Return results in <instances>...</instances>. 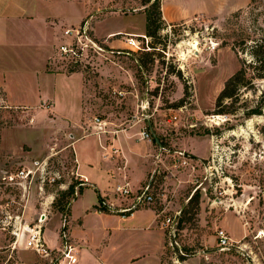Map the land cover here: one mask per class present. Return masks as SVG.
<instances>
[{
  "label": "rangeland",
  "instance_id": "374dc122",
  "mask_svg": "<svg viewBox=\"0 0 264 264\" xmlns=\"http://www.w3.org/2000/svg\"><path fill=\"white\" fill-rule=\"evenodd\" d=\"M88 1L100 10L81 23L89 21L94 34L95 22L106 18L99 28L112 30L110 36L116 42L111 52L85 54L84 63L76 65L53 45L46 69L75 75L72 80L82 87L75 136L69 130L74 127L61 126L66 110L49 108V99L35 104L38 90L65 96L61 85L54 86L58 81L53 77L38 80L33 75L35 47L0 46V80L5 79L11 91L9 95L0 82V179L6 171L31 166L51 153H57L55 164L63 170L62 163L75 155L69 142L91 132L94 116L116 129L140 128L144 120H150L166 150L160 152L159 145L154 146L148 163L154 178L138 193L151 181L152 205L161 217L181 213L191 196L199 194L198 205L190 206L172 244L166 235L163 264H264V107L262 114H246L263 97L264 79H255L254 86L241 91L236 113L214 111L225 82L241 66L234 43L264 36V0L173 1L175 8H185L189 16L168 23L163 15L157 36L147 35L151 47L147 52L152 57L146 51H134L126 42L128 36L141 40L146 35L143 0ZM160 1L162 8L165 0ZM18 31L26 39L25 30ZM25 39L20 35L21 41ZM86 141L95 145L94 139ZM182 153L193 158L195 169L172 165ZM69 170H64V185L32 189L23 205L14 207L13 213L24 219H5L0 209V264H52L25 248L26 235L17 241L12 231L21 232L17 229L21 219L33 225L45 213L44 233L55 241L67 240L63 217L67 218L69 205L78 196L62 198L72 182ZM136 193L130 195V204ZM7 195L21 201L22 191L5 195L0 190V202ZM118 204L113 211L123 214L117 209L125 206ZM222 229L231 238L227 249L219 245ZM101 252L110 261L118 254L114 249Z\"/></svg>",
  "mask_w": 264,
  "mask_h": 264
},
{
  "label": "crops",
  "instance_id": "0c3cea01",
  "mask_svg": "<svg viewBox=\"0 0 264 264\" xmlns=\"http://www.w3.org/2000/svg\"><path fill=\"white\" fill-rule=\"evenodd\" d=\"M173 1L175 0H165L162 4V12L168 23L184 20L189 16L185 8H175ZM171 7L175 9L173 14ZM99 8L96 3L88 0H0V46L15 47L23 44L21 46L35 47L33 75L38 80L41 76L53 77L58 81L54 86L61 85L62 93L65 95L61 98L54 91L38 90L35 104L41 99H49V108L66 110L61 126L74 127L75 130L69 128L74 136L75 131L79 130L76 126L80 122L77 113L82 108V87L72 80L75 75L68 76L46 69L53 45H58L61 40L62 30L79 25L85 16L99 11ZM105 19L103 17L95 22L94 34L98 38L107 40L108 45L113 47L116 39L110 36L112 30L101 31L99 28L100 22ZM11 23H15V28L10 30ZM20 29L25 30L26 39L18 31ZM145 29L146 24L142 31ZM20 35L26 41H21ZM0 82L11 95L5 79ZM23 103L28 102L23 101ZM142 123L140 128L133 125L129 129H115V133H110L108 136L114 140L115 146L121 148L122 155L126 157V168H123L121 157L105 156L101 140L93 133V129L86 133L88 135L72 138L73 140L69 142L72 143L78 159L79 173L86 175L90 181V184L84 186L80 194L70 203L66 219L58 212L63 220H66L63 224H67L64 225L67 239L65 242L76 246L77 264H163L167 238L166 230L161 226L158 209L149 204L124 215L101 204L103 199L109 205L119 203L120 206H128L131 200L117 196L116 185L126 180L130 182V187L135 193L152 177L154 170H150L148 163L153 156L156 142L141 136V132L146 128H149L153 134L149 126L152 127L151 121L144 120ZM87 139H94L95 145L87 142ZM110 142L111 140L108 141L109 144ZM158 147L160 152L166 150L164 145ZM43 234L51 248L62 247L63 241L60 242L58 239L55 241L51 238L52 235L44 233V230ZM103 249L106 251L114 249L118 254L113 261H110L105 254L102 255Z\"/></svg>",
  "mask_w": 264,
  "mask_h": 264
},
{
  "label": "built area",
  "instance_id": "2783aa9c",
  "mask_svg": "<svg viewBox=\"0 0 264 264\" xmlns=\"http://www.w3.org/2000/svg\"><path fill=\"white\" fill-rule=\"evenodd\" d=\"M91 23L89 21H84L77 26L66 27L62 30L61 40L57 45L62 56L67 58L71 64L82 65L84 63L85 54L89 53L103 54L111 52L110 49L113 47L109 46L107 40H103L94 35L91 31ZM141 40L134 38L133 36H128L126 38L127 44L134 51H149L151 50L149 39L147 35H142ZM104 55V54H103ZM84 57V58H82ZM91 127L93 133L96 134L101 140V147L105 151V156L113 158L114 156L121 157L123 160V168H126L127 162L126 157L122 155L121 148L115 146L114 140L110 139L108 136L110 133H115V129L111 125V122L104 118L94 116L91 120ZM150 129L152 128L151 125ZM88 134H85L86 136ZM141 136L144 139L153 141L152 133L146 128L141 132ZM110 144L108 141H110ZM71 146L72 143L70 144ZM74 148V147H73ZM75 154V152H74ZM57 153H51L44 160L35 161L31 166L18 167L12 171H6L3 177L0 179V190H3V194L12 193L15 190L22 191L21 201L15 197L7 195L5 199L3 198L0 202V209L5 211V219H20L22 214L13 213L14 207L17 205H23L24 198L31 194L32 189H39L44 191L46 185H64L65 184V171L69 170V175L72 177V182L69 185L74 186L73 195L80 194V188L90 184V181L86 175L80 174L78 171V159L76 154L74 157H70V161L62 163L61 169L60 165L56 166L54 158H56ZM173 166H184L191 167L195 169V164L193 163V158L186 156L184 153L179 155L172 163ZM154 175L151 177V180ZM68 188V189H69ZM152 183L151 181L142 189L140 193H136L135 197H132L134 201L128 206L118 208L117 210L124 212L126 215L131 214L134 209L152 204L154 202V197L151 193ZM133 193L130 182L126 181L123 183H118L115 187V194L121 198H130ZM101 204L109 207L113 210V204H108L107 201L101 200ZM3 208V209H2ZM159 211V215H160ZM162 215H160L161 217ZM180 211L174 216L161 217V226L166 229V235L168 236L170 243L172 244V239H175L176 231L178 230ZM47 218L45 213L37 219L33 225L27 222H22L21 226L17 230H13L17 241L20 236H25V248L31 249L34 252L48 258L52 264H77L78 263V252L76 246L70 242H64L60 248H51L44 239L43 225ZM218 241L221 249H227L231 245V238L227 235L225 230H219Z\"/></svg>",
  "mask_w": 264,
  "mask_h": 264
},
{
  "label": "trees",
  "instance_id": "16d2710c",
  "mask_svg": "<svg viewBox=\"0 0 264 264\" xmlns=\"http://www.w3.org/2000/svg\"><path fill=\"white\" fill-rule=\"evenodd\" d=\"M146 6V35L155 37L162 29L163 13L160 0H143ZM156 48V46H152ZM233 49L239 56L240 68L225 82L223 89L219 93L215 103V113L217 114H234L237 111V104L240 102L241 91L254 86L255 79H264V36L254 37L252 39L241 38L233 45ZM155 50V49H154ZM147 56L153 55L152 52L144 53ZM264 107L263 97L256 107L246 111L248 116L262 114ZM83 187L80 188V192ZM74 186L71 185L67 192L62 196L69 197L73 195ZM199 194L191 196L188 205L181 210L178 227L180 223L187 220V214L190 212V206L198 205ZM65 231V227L63 229ZM183 258V257H182Z\"/></svg>",
  "mask_w": 264,
  "mask_h": 264
},
{
  "label": "water",
  "instance_id": "95a60500",
  "mask_svg": "<svg viewBox=\"0 0 264 264\" xmlns=\"http://www.w3.org/2000/svg\"><path fill=\"white\" fill-rule=\"evenodd\" d=\"M152 132H153V136H154V139H155L156 143H157L160 147H162L161 142H160L158 136L156 135V133L153 131V129H152Z\"/></svg>",
  "mask_w": 264,
  "mask_h": 264
}]
</instances>
